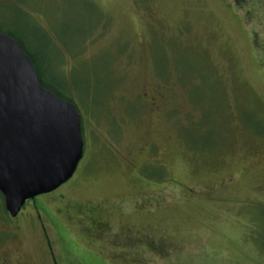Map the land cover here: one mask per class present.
<instances>
[{"label":"rangeland","instance_id":"1","mask_svg":"<svg viewBox=\"0 0 264 264\" xmlns=\"http://www.w3.org/2000/svg\"><path fill=\"white\" fill-rule=\"evenodd\" d=\"M0 31L74 99L85 141L1 260L264 264V0H0Z\"/></svg>","mask_w":264,"mask_h":264},{"label":"water","instance_id":"2","mask_svg":"<svg viewBox=\"0 0 264 264\" xmlns=\"http://www.w3.org/2000/svg\"><path fill=\"white\" fill-rule=\"evenodd\" d=\"M84 147L76 103L44 87L22 43L0 31V190L11 214L71 179Z\"/></svg>","mask_w":264,"mask_h":264},{"label":"flooded vegetation","instance_id":"3","mask_svg":"<svg viewBox=\"0 0 264 264\" xmlns=\"http://www.w3.org/2000/svg\"><path fill=\"white\" fill-rule=\"evenodd\" d=\"M152 102H153V100H152ZM158 107H159V105L157 102V108ZM83 137H84V135H83ZM157 153H159V151H157ZM52 192L53 191L43 193V194H49ZM0 193L3 195V198H4V200H3L4 201V208H3V211L0 210V247H2L4 245V243L10 239V226L12 224L19 226V228H22V226L24 225L25 222L32 221V218L34 217L33 209H29L27 211V209H24V208H25V204L29 200L30 201L35 200L38 195L34 198L28 199L17 215H12L6 206L5 195L3 194V192L1 190H0ZM36 207L37 208L35 210H36L37 214H39L40 208L38 206H36ZM23 210H25V211H23ZM105 230L108 232L111 229L106 228ZM131 237L137 238V240L141 242L140 244H142V246L148 245L151 248H155V247H160L162 245L157 240H155V237L153 235H151L150 233H143L141 236L136 231L135 232L129 231L127 233V240L131 239ZM51 251H52V249H51ZM8 262L9 261L7 258H5L4 260L0 259V264H8Z\"/></svg>","mask_w":264,"mask_h":264},{"label":"trees","instance_id":"4","mask_svg":"<svg viewBox=\"0 0 264 264\" xmlns=\"http://www.w3.org/2000/svg\"><path fill=\"white\" fill-rule=\"evenodd\" d=\"M10 34H11V33H10ZM11 35L14 36L15 38H17L19 41H21L20 38L16 37V36L13 35V34H11ZM21 42H22V41H21ZM22 45L25 46V45L23 44V42H22ZM25 47H26V46H25ZM25 47H24V48H25ZM25 50H27V52H29L28 49H27V47H26ZM30 54H31V53H30ZM30 56H32V59H33L35 65H36V67H37V69H38V72H39V74H40V82H41V84H42L44 87H47V88L52 89V90L55 91L59 96L74 101V99H73L71 96H69V95H67L65 92L61 91V90L57 87V85L55 86V84H56L55 82H54V85H53V84H51V83L47 80V78H46L45 75H44L45 73H43V71H41V68H40L39 64L37 63V61L35 60V58L33 57V55L31 54Z\"/></svg>","mask_w":264,"mask_h":264}]
</instances>
